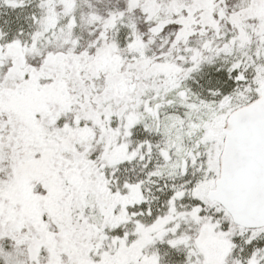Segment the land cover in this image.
<instances>
[{
  "label": "snow or ice",
  "instance_id": "obj_1",
  "mask_svg": "<svg viewBox=\"0 0 264 264\" xmlns=\"http://www.w3.org/2000/svg\"><path fill=\"white\" fill-rule=\"evenodd\" d=\"M0 264H264V0H0Z\"/></svg>",
  "mask_w": 264,
  "mask_h": 264
}]
</instances>
